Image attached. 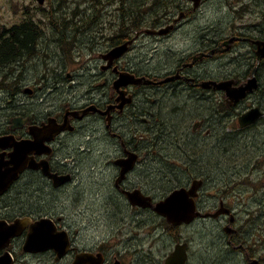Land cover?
<instances>
[{
    "label": "rangeland",
    "instance_id": "rangeland-1",
    "mask_svg": "<svg viewBox=\"0 0 264 264\" xmlns=\"http://www.w3.org/2000/svg\"><path fill=\"white\" fill-rule=\"evenodd\" d=\"M141 1L142 2L138 0H45V3L41 5L38 0H0V24H2L0 25V33L6 27H11L21 21L23 17H26L27 21L32 19L36 23L39 22L41 25L35 32V46L27 51L30 54V61H28L27 67L20 70L18 69L19 61L8 64L4 60V64L7 65L0 67V131L9 129L8 125L11 124L12 107L16 104V101L20 110L25 108L23 98L24 96L30 97L22 91L25 86H34L35 88L41 87L38 96L34 99L31 98L32 116L35 120H41L44 116L47 117L57 114L60 109V104L63 103V101L70 100L79 104V102L86 100L89 97L88 88L83 87L82 89H78L76 87L81 80L76 70H81V68L75 67L70 63H62L59 60V55L60 53L62 54L64 62H72L79 58L81 63L89 64L94 69V65L99 63L98 55L108 52L109 50H106L107 47L112 48L110 43H107L104 36L110 32L112 33L111 36L115 35L113 32L117 27H123V18L126 15L131 14L136 16V18H140L143 28L159 29L164 26H172V29L164 35L144 33L141 37H136L138 38L137 43L133 47L129 46L123 49L124 52L122 51L121 53L123 56L128 53L125 63L128 62L129 65L137 69L143 71L150 70L158 74H164L172 70L177 61H182V58H189L193 54L189 52L198 50L201 45L200 49L204 47V45L207 46L210 40L205 38L206 36L214 38L215 34L221 32L222 36L225 37L230 35L231 31H234L233 26L236 27L237 31H246L247 29L244 30L246 24H252L257 21L255 17L236 19L234 11L237 9V6L232 7V3L245 0H205L196 9H193L191 2L186 0H173V2L170 1V4L173 3L177 5L178 8L181 7L182 10L170 13L167 17L162 11L163 6L169 0ZM27 6L28 10L25 9ZM252 7H254V5H252ZM256 10L261 12L262 8ZM101 11H106L105 15L109 13L110 17L102 18ZM182 11H184V13L181 16L180 13ZM158 18L160 20H158ZM157 23L160 24L159 28L152 27ZM124 24L128 26V23ZM211 25L213 27H211ZM77 37L80 39H77ZM203 37L209 42L202 43ZM103 39H105V41H103ZM80 40H82L81 50H83V52L76 55L75 52L79 50V45L77 43ZM1 41L2 37H0V45ZM74 42L77 43L74 44ZM160 55L164 56L161 57ZM250 63L251 60L248 55V47H240L239 45L235 51L226 57L216 61H207L200 66V71L210 75H217L221 71L218 75L221 77L231 74L250 75L253 69ZM261 70L263 73L264 67H262ZM55 71H62L63 77L58 76V79H55V74H53ZM68 72L74 76L71 80L65 78ZM43 75L48 77V81L40 84L38 80L40 76ZM14 79L16 80L14 81ZM89 79L88 73L84 75L86 86L89 84ZM143 84L145 83L141 82V85ZM11 87L21 88V90L18 91L20 92L19 95H15L17 92L13 94ZM183 88L184 86H180L178 89L161 87L146 91L148 99L143 103V110L148 112L145 109V104L152 101L154 102L151 107L152 114L147 115V118L150 119V123L145 124L142 122L140 126L119 124V132L124 135L125 141L128 140L126 136L127 133L128 136H130L132 132L141 131L147 133V138H154L155 141L152 140V145H149L146 139L141 140L140 147L143 163L141 171L137 174V176L141 175L144 186L154 197H161L174 186L184 182L186 180V173L183 170L185 166L190 172L200 175L201 178L207 179L202 200H206L207 203H214V192L219 182L222 181L221 179H224L227 174L229 175V182L236 181L238 177L231 175V173L236 169L241 171L245 170L246 156L250 157L253 161L262 156L259 160H263L264 134L258 136V138H263L257 139L258 146L253 145L247 140H239L236 131L226 135L224 133L225 125L223 124V120H218L205 126H198L194 132L192 130L193 125L195 128L196 123L212 111L211 106L215 105L214 102H212L214 98H202L200 96L201 93L199 94L197 91H189ZM258 95L263 98L264 102V89H262ZM6 98H10V100L6 101ZM259 101L260 100L254 99L252 96L249 100L247 99L246 102H243L241 107L247 108L252 106L253 103H259ZM37 104H40V106L38 107ZM192 104L193 106H191ZM196 110L200 111L197 112ZM242 110L243 109L240 111ZM155 114H158V125ZM97 122L98 120L91 119L88 123L96 125ZM148 129H150V132ZM173 129L181 132L183 135L182 137L185 139L188 138L189 141H180V138L174 136ZM262 130L264 131V127ZM78 134H80V132L73 136L75 140L73 151V159L75 160L74 170L77 175L75 185L56 194H50L45 200L40 199L33 209L35 211L44 212L47 207H51L55 213L62 214L65 217L68 228L73 232L80 246H94L100 244V241L105 236H109L114 232L113 226L109 222L112 220L111 215H113L118 208H124L121 205V201L116 202V205L114 204V201L109 197V188L101 182L102 178L107 174L105 173L107 172L106 170L102 171L104 172L103 174L98 175L97 180L93 178L97 169L92 166L95 162L101 163L102 161H108L107 157L100 155L101 152L98 150L100 149L99 147L95 148V152H92L93 155L91 157H85L83 155L84 148L83 145H81V141H79L80 137ZM219 134L227 136L228 140H224ZM138 135L141 136V133H138ZM135 139L140 141L139 138L135 137ZM202 141L206 143L204 144ZM200 143L203 146L206 145L205 148L202 147ZM237 147L239 149H237ZM110 152L111 155L117 154L113 142L110 143ZM206 155L207 157H205ZM263 165L264 163L262 161L254 163L255 180L262 174L264 169ZM201 166L205 167V170H201ZM215 167H217L218 170ZM158 168H160V170L176 172L177 176H174V179L169 182H162L159 176H157ZM110 171L112 172L113 169ZM107 176L109 175L107 174ZM248 188V194L251 195L253 193V188ZM33 192V189H30L26 197L30 199L32 204H34L36 202L35 199L38 198L33 195ZM10 202L13 203L11 209L5 210L0 208V218L12 213V219L25 214L26 209H22V200L19 199V201H17V199L11 198ZM262 202L263 191L260 190L253 198L251 197L248 199L247 205H239L235 207L234 210L238 212L239 218L254 220V224L263 225L264 207L260 205ZM142 212V216L140 215V217H142L141 232L140 229L132 224H128L127 226L124 225L119 231L121 232L120 236H131L128 242L121 243L122 249H125L126 246H132L131 248L134 249V251L127 256L126 264H151L154 260L159 261L161 255L168 251L170 239L168 238L165 224L157 218L154 212ZM137 213V211L128 210L122 213L119 212L117 219L122 218V222H126L128 219L133 220ZM84 215H87V219H94L96 222L100 223L104 222V225L100 227L99 233H96L94 229H82L78 231V227L82 222L83 225L87 224V221L82 219L85 217ZM124 216L126 217L124 218ZM256 220L260 221L257 222ZM153 225L159 226L157 232L153 233ZM175 232L181 238H190V264H210V261H212L213 264H235L236 260L233 259L231 262H226L225 256L221 254L216 255V257H222L220 259L214 257L216 253L213 246H216V239L213 237L217 235V230L216 222L212 219L209 218L207 221L195 222L189 227L176 228ZM117 234L118 232L111 240L116 239V241H121L125 239L124 237H117ZM256 235H261V232H256ZM10 248L15 258V264H70V258H66L62 261H55L54 258L49 255L42 258L44 262H40L37 256L26 254L22 248V241L20 239H18L17 243L11 245ZM236 264L242 263L238 261Z\"/></svg>",
    "mask_w": 264,
    "mask_h": 264
},
{
    "label": "flooded vegetation",
    "instance_id": "flooded-vegetation-1",
    "mask_svg": "<svg viewBox=\"0 0 264 264\" xmlns=\"http://www.w3.org/2000/svg\"><path fill=\"white\" fill-rule=\"evenodd\" d=\"M138 1L142 2L141 0ZM252 5H254V7H252ZM235 6H237V9L234 11L236 19L255 17L257 21L251 25L246 24L244 27V30L247 29L246 31H237L236 27L233 26L234 31H231L230 35L225 37L222 36L221 32L215 34L214 38L206 36L205 38L210 40L207 46L200 49L201 45L198 50L189 52L191 54L193 53L189 58H182V61H177L174 65L175 67L164 74H158L150 70L143 71L137 69L129 65L128 62L125 63L128 53L124 56L119 53V44L129 43V46L133 47L137 43L139 37L144 35V33H148L145 32L146 28H143L141 19L134 18L131 22L124 21V23H128L127 27H117L113 32L115 35L111 36L112 33L110 32L104 36L107 43H110L112 48L107 47L106 50L111 49L109 52L98 55L99 63L94 65V69L89 64L81 63L79 58L72 62H64L62 54L60 53L59 60L62 63H70L75 67L81 68V70H76V73L81 77L76 87L78 89H82L83 87L88 88L89 97L86 100L79 102V104L70 100L63 101V103L60 104V109L57 114L47 117L44 116L41 120H35L32 116L31 98L34 99L38 96L41 87L35 88L34 86H25L22 89L23 93L30 96H24L23 98L25 108L20 110L16 101V104L12 107L11 124L8 125L9 129L0 131V137L8 136L16 142L23 143L22 147L24 148L25 155L22 159L14 162L15 156L13 154L16 152V148L12 144L16 142L13 141L12 144L10 142H3L2 145H0V166L3 170L7 171L8 178H15L11 185L5 186L4 193L0 195V208L5 210L11 209L13 203L10 202V199H17L19 194L22 193V209H26L24 215L17 216L27 220L25 221L24 231L21 234L22 236L14 239L11 245L17 243L18 239H20L24 245L32 231H44L49 233L50 238L48 243L44 245L45 249L39 252L24 250L26 254L37 256L40 262H44L42 258L49 255L53 257L55 261H62L66 258H70V264H126L127 256L131 254L134 249L131 248L132 246H126L125 249H122L121 243L128 242L131 236H120L121 232L119 231L124 225L127 226L128 224H132L140 229L141 232L142 217H140V215L142 216V211L151 210L154 212L152 208L153 205L158 202L157 200L166 197V195L160 198L154 197L144 186L141 175L137 176L139 171H141L143 163L140 147L141 140L146 139L148 144L152 145V140L155 141L154 138H147V133L142 131L132 132L130 136H128L126 132L127 134H125L128 140L125 141L124 135L119 132V124L140 126L142 122L145 124L150 123V119L147 118V115L152 114L151 107L154 102L152 101L150 103L148 112L143 110V103L148 99L146 91H150L149 89H158L161 87L178 89L180 86H184L183 89L198 91L199 94L201 93L200 96L202 98H214L212 102H214L215 105L211 106L212 111L208 115L202 117L192 130H196L198 126H205L218 120H223V124L225 125L224 133L226 135L236 131L239 140L247 138L246 140L251 144L258 145V136L264 134V131L261 129L264 127V102L263 98L258 95V93L264 89V72L262 73L261 71V68L264 67V54L259 53L264 49V0H245L232 3V7ZM258 8H262L261 12L256 10ZM183 13L184 11H182L181 15H183ZM101 14L102 18L110 17L109 13L105 15L106 11H101ZM23 18L25 19L26 17ZM27 22L28 21L21 20L11 27H6L0 33V37H2L0 48L3 44H11L13 54L12 56L6 55L5 57L7 59L5 62L13 64L19 61L18 69L20 70L27 67V63L30 61V54L27 51H29L31 47H34L31 43L30 46H26L23 49L21 43L18 42V32H25V29H29ZM131 25L134 26L131 27ZM39 26H41L40 23L37 27L31 29L32 31H29L32 33V40L33 38L34 40L36 39L35 32ZM156 26H160V24L157 23L155 27ZM205 38H202V43H208ZM77 39L80 38L77 37ZM105 39H103V41H105ZM56 41L58 42L57 38ZM81 41L82 40L78 41V43L74 42V44L77 43L79 45V50L75 52L76 55L83 52V50H81ZM12 42L14 43L12 44ZM239 45L240 47H248V55L250 56V60H252L251 68L253 67L250 75L231 74L221 77L218 76L221 71L217 75H210L200 71L201 65L205 64L207 61H216L226 57L235 51ZM5 62H3L0 67L7 65L4 64ZM87 73L90 79L89 84L86 86L84 75H87ZM53 74H55V79H58V76L63 77L62 71H55ZM131 75H136L140 78L146 77L153 80L155 83L151 82L146 85L140 84V86H138L136 84L126 85L122 82L130 78ZM167 75L173 76V78L176 77V79L169 81L170 83L163 82V84L161 81L165 77H168ZM73 77L74 76L70 72L65 75V78L68 80H71ZM15 80L16 79H14V81ZM209 80L218 82L232 80L234 81V84H231L233 88L242 85L248 86L249 83H252V86L243 98L233 103L232 99L227 97L226 90L214 89L213 87L206 89L203 83ZM47 81L48 77L43 75L40 76L38 83L43 84ZM11 89L13 94L17 92L15 95H19L20 92L18 91L21 90V88L15 87H11ZM252 96L254 99L260 100L259 103H253L252 106L247 108L241 107V104L246 102L247 99L249 100ZM10 98H6V101L10 100ZM37 105L38 107L40 106V104ZM253 107L259 109L257 117L251 123L242 125V114L250 110V108L253 109ZM241 109L243 110L240 111ZM155 118L158 125V114H155ZM91 119L98 120L96 125L88 123ZM71 126L73 127L72 130L69 129ZM148 130L150 132V129ZM78 132H80L78 136L80 137L79 141H81V145H83V155L85 157H91L96 147L100 148L98 150L101 152V154L99 153L101 156L107 157L108 161L94 163L92 167L96 168L97 171L94 173L93 178L97 180L98 175L103 174L104 172L102 171L106 170L107 172L105 173L109 176L105 174L101 182L109 188V197L114 201V204L121 201V205L124 208H118L116 212L111 215L112 220L109 222L113 226L114 232L109 236H105L100 241V244L94 246H80L73 232L68 228L65 217L62 214L55 213L51 207H47L44 212L35 211L33 209L40 199L45 200L50 194H56L75 185L77 175L74 170L75 160L73 159V151L75 140L73 136ZM138 133H141V136H139ZM219 135L224 140H228L227 136L223 134ZM255 135H257V137ZM135 137L139 138L140 141L136 140ZM180 141H188V139L182 138ZM111 142H113L117 150V154L115 155H111L110 152ZM260 157L262 158V156ZM260 157L253 161L246 156L245 170L241 171L236 169L231 173L233 176H238V179L234 181L235 183L229 182V175H226L221 181L223 183L219 182V185L216 187V191L214 192V203H207L206 200H202L207 179L201 178L200 175L193 174L185 166L183 170L186 173V180L174 186L169 191L171 193L174 189L180 188L181 185L182 187L191 189L195 181L199 182L196 195L190 196L189 198L193 199L196 209L200 212H216L217 210H221L218 216L215 217L216 219L209 217L216 222V230L218 229L217 235L214 236V238H216V246H213L216 253L215 257L217 254H221L225 256L226 261L237 259L235 264L240 260L242 264H264V224H254V220L241 219L238 217V212L234 210V208L239 205H247L248 199L251 197L253 198L260 190L263 191V202L260 203V205L264 207V169L262 174L255 180V170L253 168L254 163H258L259 161L264 163V157L263 160H259ZM121 166L122 168H120ZM17 168H20L19 172L15 173ZM111 169H113L112 172L110 171ZM248 187L253 188V193H255L249 195ZM30 189H33V195L38 197L35 199L36 202L34 204L30 202L29 198H26ZM135 191H139L144 197L150 198L151 207L132 204L129 197L130 194ZM126 210L137 211L138 213L133 220L128 219L126 222H122V218L117 219L119 212L122 213ZM84 216L85 217L82 219L87 221V224L83 225L82 222L78 227V231L82 229H94L96 233H99L100 227L104 225V222H96L94 219H87V215ZM156 216L165 224L170 243L168 251L161 255L160 260H154L151 264H166L168 256L177 246H184L186 251V260L184 264H190V238L179 237L175 229L185 226L189 227L195 222L207 221L209 218H204L199 215V217L195 218L191 223L170 225L158 214H156ZM12 217L13 213L8 216L4 215V217L0 219L11 222L16 218L12 219ZM125 217L126 216H124V218ZM256 221L259 222L260 220ZM152 229L153 233L157 232L159 226L153 225ZM117 232V237H124L125 239L121 241H116V239H113L115 241L111 240V238L115 237ZM256 232H261V235H256ZM64 245L67 246V250L60 257L58 251L62 249ZM218 258L220 259L222 257L217 256V259ZM210 264H213V262L210 261Z\"/></svg>",
    "mask_w": 264,
    "mask_h": 264
},
{
    "label": "water",
    "instance_id": "water-1",
    "mask_svg": "<svg viewBox=\"0 0 264 264\" xmlns=\"http://www.w3.org/2000/svg\"><path fill=\"white\" fill-rule=\"evenodd\" d=\"M43 0H40L42 2ZM194 1L195 7H198L202 0H192ZM167 30H161L157 33H163ZM126 48V45H123L118 48L119 53H122L123 49ZM260 54H264V49H262ZM144 81L146 83L152 82L151 80H147L145 78H136L134 75L130 77L129 80L124 82L126 83H136L141 84ZM173 76H169L162 80L161 82H167L173 80ZM231 84H234L232 80H225V81H214L209 80L203 83L205 88L220 89L226 90L227 97L232 99L233 103H236L240 98H243L247 91L251 89L252 83H249L248 86H238L233 88ZM256 109L253 108L241 116L242 125L251 123L256 117ZM60 131V130H58ZM3 138H0V145H2ZM16 148V152L13 154L15 156L14 162L22 159L24 155V148L23 143H14L13 144ZM126 161V160H124ZM20 168H17L15 173L19 172ZM15 178L7 177V171L3 170L0 166V194L2 193V189H5L6 185H10ZM199 186V182L195 181L193 183V187L191 189H187L186 187H180L172 191L169 195H167L164 199L158 201L152 208L158 214L164 216L169 223L172 225H179L182 223H190L196 217L201 215L202 217H217L221 210L217 212H207L202 213L198 211L195 207L194 201L190 196L196 195V189ZM132 204L136 205L139 204L143 207H151L150 198L144 197L141 195L139 191H135L134 193L130 194L129 197ZM25 219H16L12 224L7 225L5 223H0V250L10 244L11 240L21 235L24 227H25ZM49 233L44 231H32L26 241L25 250H32V251H41L45 249L44 245L49 241ZM67 250V246L64 245L62 249L59 250V256L61 257ZM186 260V251L184 246H177L176 250L171 253V255L167 258L166 264H184ZM0 264H12V258L10 253L6 252L4 255L0 256Z\"/></svg>",
    "mask_w": 264,
    "mask_h": 264
},
{
    "label": "bare ground",
    "instance_id": "bare-ground-1",
    "mask_svg": "<svg viewBox=\"0 0 264 264\" xmlns=\"http://www.w3.org/2000/svg\"><path fill=\"white\" fill-rule=\"evenodd\" d=\"M45 3V2H44ZM192 4V3H191ZM210 13V12H209ZM176 19V18H175ZM207 19V18H206ZM210 20V19H209ZM213 22V21H212ZM28 23V22H27ZM174 25V24H173ZM213 25V24H212ZM211 25V27H213ZM249 25V24H248ZM251 25V24H250ZM167 26V25H166ZM206 26V25H205ZM147 27V26H146ZM152 27H155V26H152ZM156 27H158L159 28V26H156ZM165 27V26H164ZM174 28V27H173ZM202 28V27H201ZM222 28V27H221ZM150 29H152V28H146L145 29V32H147L148 30H150ZM157 29V28H156ZM160 29V28H159ZM208 29V28H207ZM217 29V28H216ZM203 31H204V29H203ZM206 31V30H205ZM179 32V31H178ZM180 33V32H179ZM213 33H214V31H213ZM244 34V33H243ZM80 37V36H79ZM197 39V38H196ZM227 40V39H226ZM234 40V39H233ZM206 42V41H205ZM209 42V41H208ZM244 42V41H243ZM229 44V43H228ZM227 44V45H228ZM231 44V43H230ZM205 46V45H204ZM128 48V47H127ZM258 48V47H257ZM176 49V48H175ZM177 49H180V48H177ZM192 50V49H191ZM178 51V50H177ZM124 52V51H123ZM204 52V51H203ZM173 54V53H172ZM183 54V53H182ZM206 54V53H205ZM211 54V53H210ZM258 54V53H257ZM177 55V54H176ZM153 56V55H152ZM161 56V55H160ZM159 56V57H160ZM164 55H162L161 57H163ZM250 57V56H249ZM257 57V56H256ZM158 58V57H157ZM162 59V58H161ZM174 60V59H173ZM249 61V60H248ZM252 61V60H251ZM255 61V60H254ZM171 62V61H170ZM173 62V61H172ZM163 63V62H162ZM174 63V62H173ZM220 63V62H219ZM170 64V63H169ZM251 64V63H250ZM253 64V63H252ZM226 65V64H225ZM166 66V65H165ZM169 66V65H168ZM176 66H177V64H176ZM227 66V65H226ZM175 67V66H174ZM223 67V66H222ZM171 68V67H170ZM160 69V68H159ZM167 69H168V67H167ZM166 70V69H165ZM164 70V71H165ZM160 71V70H159ZM162 71V70H161ZM167 71V70H166ZM262 71V70H261ZM170 75V74H169ZM168 76V75H167ZM262 77H263V75H262ZM155 83V82H154ZM165 83V82H164ZM163 83V84H164ZM170 83V82H169ZM246 84V83H245ZM116 85V84H115ZM183 85V84H182ZM263 85V84H262ZM138 86H140V85H138ZM148 86V85H147ZM150 86V85H149ZM243 86V85H242ZM144 87H145V85H144ZM153 87H154V85H153ZM203 87V86H202ZM172 88V87H171ZM193 88V87H192ZM120 89V88H119ZM195 89V88H194ZM207 89V88H206ZM254 89V88H253ZM181 90V89H180ZM190 91V90H189ZM193 91V90H192ZM254 91V90H253ZM178 92V91H177ZM186 92V91H185ZM184 92V93H185ZM198 92V91H197ZM196 93V92H195ZM262 93V92H261ZM161 94V93H160ZM169 94V93H168ZM191 94V93H190ZM175 95V94H174ZM180 95H181V93H180ZM163 97V96H162ZM185 98H187V97H185ZM189 98V97H188ZM133 99V98H132ZM184 99V98H183ZM199 99V98H198ZM187 101V100H186ZM231 101V100H230ZM229 101V102H230ZM205 102V101H204ZM203 102V103H204ZM228 102V103H229ZM150 103L151 102H148L147 104H145V109L148 111V107H149V105H150ZM241 103V102H240ZM197 104H199V103H197ZM200 105V104H199ZM227 105V104H226ZM191 106H193V104L191 105ZM195 106V105H194ZM201 106V105H200ZM207 106V105H206ZM205 106V107H206ZM231 107V106H230ZM232 107H233V105H232ZM196 108V107H195ZM201 108V107H200ZM204 108V107H203ZM193 109V108H192ZM197 109H199V108H197ZM251 109V108H250ZM194 110V109H193ZM201 110V109H200ZM200 110H196L197 112H199ZM258 110L259 109H256V114H257V112H258ZM193 112H195V111H193ZM199 114V113H198ZM197 115V114H196ZM189 117V116H188ZM185 118H187V117H185ZM259 118V117H258ZM186 120V119H185ZM188 121V120H187ZM182 122V121H181ZM189 122V121H188ZM188 122H187V124H188ZM255 122V121H254ZM180 123V122H179ZM182 124V123H181ZM181 124H179V125H181ZM197 124V123H196ZM186 125V124H185ZM184 125V126H185ZM178 126V125H177ZM182 126V125H181ZM175 127V126H174ZM187 127V126H186ZM194 127V126H193ZM176 128V127H175ZM263 128V127H262ZM261 128V129H262ZM173 132H174V136L176 137V138H180L181 139V137L183 136L182 135V133L181 132H179V131H177V130H175V129H173ZM184 132V131H183ZM254 132V131H253ZM256 132V131H255ZM261 132V131H260ZM258 133V132H257ZM187 134V133H186ZM251 134V133H250ZM254 134V133H253ZM262 134V133H261ZM181 135V136H180ZM188 135V134H187ZM248 135V134H247ZM246 135V136H247ZM258 135V134H257ZM257 135H255L256 137H257ZM260 135V134H259ZM185 136V135H184ZM189 136V135H188ZM190 137V136H189ZM245 137V136H244ZM253 137V136H252ZM183 138V137H182ZM198 138V137H197ZM259 138H262V137H259ZM258 138V139H259ZM188 139V138H187ZM234 139V138H233ZM247 139V138H246ZM246 139H244V140H246ZM250 139H252V138H250ZM263 139V138H262ZM261 139V140H262ZM177 140V139H176ZM255 140V139H254ZM260 140V141H261ZM174 141V140H173ZM189 141V140H188ZM192 141V140H191ZM257 141V140H256ZM259 141V142H260ZM203 142V141H202ZM198 143V142H197ZM204 143V142H203ZM206 143V142H205ZM204 143V144H205ZM243 143H245V142H243ZM254 143V142H253ZM186 144V143H185ZM195 144V143H194ZM262 144V143H261ZM190 145V144H189ZM199 145V144H198ZM200 145H202L201 143H200ZM212 145V144H211ZM215 145V144H214ZM244 145V144H243ZM246 145V144H245ZM185 146V145H184ZM195 146V145H194ZM197 146V145H196ZM206 146V145H205ZM205 146H203L202 145V147H204L205 148ZM208 146V145H207ZM258 146V145H257ZM189 147V146H188ZM213 147V146H212ZM214 148V147H213ZM194 149V148H193ZM193 149H192V151H193ZM202 149V148H201ZM237 149H239L238 147H237ZM257 149H260V148H257ZM256 149V150H257ZM200 150V149H199ZM167 151H168V149H167ZM184 151V150H183ZM190 151V150H189ZM198 151V150H197ZM200 151H203V150H200ZM205 151H207V150H205ZM205 151H204V153H205ZM212 151H214V150H212ZM249 151V150H248ZM257 151H260V150H257ZM218 152V151H217ZM264 152V151H263ZM173 153V152H172ZM202 153V152H201ZM208 153H209V151H208ZM241 153V152H240ZM244 153V152H243ZM248 153V152H247ZM261 153V152H260ZM131 154V153H130ZM188 156V155H187ZM190 157V156H189ZM196 157V156H195ZM201 157V156H200ZM203 157V156H202ZM205 157H207V155L205 156ZM193 158V157H192ZM204 158V157H203ZM250 158V157H249ZM190 159V158H189ZM197 159V158H196ZM195 159V160H196ZM199 159V158H198ZM210 159H212V158H210ZM192 160V159H191ZM207 160V159H206ZM87 161V160H86ZM91 161V160H90ZM198 161V160H197ZM215 161V160H214ZM211 162V161H210ZM196 163V162H195ZM203 163H204V161H203ZM206 163V162H205ZM189 164V163H188ZM215 164V163H214ZM86 165V164H85ZM207 165H208V163H207ZM217 165V164H216ZM161 166V165H160ZM87 167V166H86ZM251 167V166H250ZM120 168H122V166L120 167ZM126 168V167H125ZM198 168H199V166H198ZM201 168V167H200ZM203 168V167H202ZM210 168V167H209ZM215 168H217V167H215ZM241 168V167H240ZM129 169V168H128ZM208 169V168H207ZM206 169V170H207ZM225 169V168H224ZM243 169V168H242ZM247 169V168H246ZM199 170V169H198ZM202 170V169H201ZM205 170V169H204ZM217 170H218V168H217ZM121 172V171H120ZM202 172V171H201ZM210 172V171H209ZM228 173V172H227ZM243 173V172H242ZM246 173V172H245ZM236 174V173H235ZM125 175H126V173H125ZM180 175V174H179ZM209 175H211V174H209ZM214 175V174H213ZM227 175V174H226ZM244 175V174H243ZM157 176H159V179L162 181V182H169V181H171L172 179H174V176L176 177L177 176V173L176 172H172V171H169V170H160V168H158V172H157ZM236 176V175H235ZM230 177L232 178V176L230 175ZM238 177V176H237ZM179 178V177H178ZM209 178V177H208ZM216 179V178H215ZM203 180V179H202ZM218 180V179H217ZM222 180V179H221ZM237 180V179H236ZM67 181V180H66ZM235 181V180H234ZM190 182V181H189ZM209 182H211V181H209ZM215 182V181H214ZM230 182H233V181H230ZM221 183H223V182H221ZM225 183V182H224ZM235 183V182H234ZM118 186H119V184H118ZM232 186V185H231ZM180 187H182V185L180 186ZM121 188V187H120ZM84 189V188H83ZM189 189V188H188ZM175 190V189H174ZM82 191V190H81ZM125 192V191H124ZM84 193V192H83ZM168 193H170V192H167L166 194H163V196H167V194ZM125 194V193H124ZM129 194V193H128ZM123 196V195H122ZM160 197V196H159ZM158 197V198H159ZM162 197V196H161ZM154 200V199H153ZM116 205V204H115ZM154 206V205H153ZM145 210V209H144ZM231 210V209H230ZM151 211V210H150ZM153 212V211H152ZM226 212V211H225ZM234 214V213H233ZM237 215V214H236ZM228 216V215H227ZM235 216V215H234ZM46 219V218H45ZM199 219V218H198ZM216 219V218H215ZM220 219V218H219ZM195 220V219H194ZM230 220V219H229ZM183 225V224H182ZM177 227V226H176ZM214 227V226H213ZM218 228V227H217ZM213 230H215V229H213ZM218 230V229H217ZM213 234H215V233H213ZM64 235V234H63ZM67 236V235H66ZM212 237V236H211ZM217 237V236H216ZM214 238V237H213ZM216 239V238H215ZM221 244V243H220ZM69 245V244H68ZM223 245H224V243H223ZM221 246V245H220ZM226 247V246H225ZM220 248V247H219ZM222 248H223V246H222ZM60 250V249H59ZM219 251V250H218ZM59 252V251H58ZM229 252V251H228ZM231 252V251H230ZM239 254V253H238ZM221 256V255H220ZM215 257V256H214ZM217 258V257H216ZM202 259V258H201ZM200 259V260H201ZM212 259V258H211ZM199 260V261H200ZM217 260V259H216ZM235 260H237V259H235ZM202 262V261H201ZM240 262H241V260H240ZM225 264V263H224Z\"/></svg>",
    "mask_w": 264,
    "mask_h": 264
},
{
    "label": "trees",
    "instance_id": "trees-1",
    "mask_svg": "<svg viewBox=\"0 0 264 264\" xmlns=\"http://www.w3.org/2000/svg\"><path fill=\"white\" fill-rule=\"evenodd\" d=\"M170 1L171 2H173V0H169V1H167L166 3H165V5L163 6V11H162V13L167 17V15H169L170 13H174L175 11H178V10H180L179 8H178V6L177 5H175V4H173V3H171L170 4ZM160 3H161V1H160ZM134 18H136V16H133V15H131V14H129V15H126L125 17H124V21H126V22H131L132 20H134ZM160 18V17H159ZM158 18V20H160ZM123 26H126L127 27V24L125 25V24H123ZM132 26H134V25H131V27ZM36 26L34 25V24H31V25H28V28L29 29H25L24 31L27 33H25V32H18V37H19V41L18 42H20L21 43V46H22V48L24 49L26 46H29V44H31L32 43V45L33 46H35V44H36V41L34 40V38H33V40H32V33H30L29 31H32L31 29H33V28H35ZM122 27V26H121ZM122 36H124V35H122ZM14 42H12V44H13ZM12 48H13V45H12ZM6 55H9V56H12L13 54H12V50H11V44L10 45H7V43L6 44H3L2 46H1V48H0V65L7 59L5 56ZM4 60V61H3ZM204 165V164H203ZM203 166H201V169H205V167H203ZM194 174V173H193ZM26 196V195H25ZM22 197H23V194L21 193V194H19V196H18V198H17V201H19V199L20 200H22ZM226 261V260H225ZM226 262H231V260H227Z\"/></svg>",
    "mask_w": 264,
    "mask_h": 264
}]
</instances>
